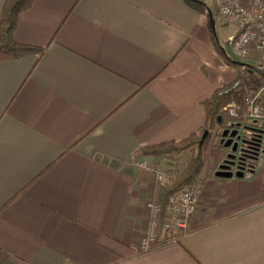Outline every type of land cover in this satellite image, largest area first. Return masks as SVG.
<instances>
[{
    "label": "crops",
    "instance_id": "0c3cea01",
    "mask_svg": "<svg viewBox=\"0 0 264 264\" xmlns=\"http://www.w3.org/2000/svg\"><path fill=\"white\" fill-rule=\"evenodd\" d=\"M14 38L44 51L0 62V264H264V162L218 172V131L186 234L139 247L162 185L138 157L180 169L191 151L134 149L195 132L202 100L237 79L205 15L184 0H32Z\"/></svg>",
    "mask_w": 264,
    "mask_h": 264
},
{
    "label": "built area",
    "instance_id": "2783aa9c",
    "mask_svg": "<svg viewBox=\"0 0 264 264\" xmlns=\"http://www.w3.org/2000/svg\"><path fill=\"white\" fill-rule=\"evenodd\" d=\"M211 3L216 12L231 23L233 33L227 36V44L234 57L240 61L251 59L254 68L264 73V0H206ZM264 84H260L257 91L247 95L237 102L231 101L227 105L230 116L241 123L249 122L253 126L247 132L250 135L261 136V141L253 144L248 155H252L250 162L227 164L226 172L245 177H251L264 162ZM241 111V112H239ZM238 114V116H239ZM245 122H244V121ZM232 123V122H231ZM230 123V124H231ZM261 128V132L259 130ZM249 137V136H248ZM251 152V154L249 153ZM137 165L149 168L157 185L165 184L171 175L157 163L148 162L138 157ZM199 184L195 179L188 186H184L168 194L162 205L158 198L147 201L149 218L147 228L140 240L141 251H149L158 246L179 241L187 232L189 220L194 213L198 201Z\"/></svg>",
    "mask_w": 264,
    "mask_h": 264
},
{
    "label": "trees",
    "instance_id": "16d2710c",
    "mask_svg": "<svg viewBox=\"0 0 264 264\" xmlns=\"http://www.w3.org/2000/svg\"><path fill=\"white\" fill-rule=\"evenodd\" d=\"M190 7L197 10L200 14H208L209 6L202 0H184ZM32 0H5L0 12V62L13 60L30 54H37L40 57L44 51L43 47L27 43H21L15 40L14 31L17 25L18 15L28 9ZM226 59L234 63L238 70L254 75L259 84H264V73L253 66H248L239 61H232L226 55ZM244 86L238 77L234 82L225 84L215 89L208 97L202 100L205 111L203 124L195 131L179 139H170L158 143L145 144L137 146L134 149L135 155L142 156H159V155H177L183 150H190L191 156L186 164H182L178 171H175L169 177L165 184L160 186L158 198L163 205L168 194L184 186L191 184L202 167L203 151L209 142V134L199 145V140L204 130L209 132L217 127L222 126L227 119L233 118L228 115L227 104L233 100L241 101L244 98ZM261 103L264 105V99ZM241 112V111H239ZM230 117V118H229ZM237 115L235 118H240ZM162 246V245H161ZM160 247V246H158Z\"/></svg>",
    "mask_w": 264,
    "mask_h": 264
},
{
    "label": "rangeland",
    "instance_id": "374dc122",
    "mask_svg": "<svg viewBox=\"0 0 264 264\" xmlns=\"http://www.w3.org/2000/svg\"><path fill=\"white\" fill-rule=\"evenodd\" d=\"M202 1H204L209 6L210 11L212 12V16L214 19V28L213 29L211 28L212 33L214 34V36L216 35V37L220 38L219 39L220 44L223 46L227 56L230 57L232 61H239L248 66H252L249 63L251 62L252 57L251 59L249 58L247 60L240 61L239 59L234 57L233 53L231 52L227 44L226 39H225V42H224V39H222V38H225L226 35H230L233 33L234 29H232L231 23L228 22L226 18L219 15L211 3H208L206 0H202ZM205 17L207 18V20H209L208 14H206ZM232 64L237 68V66L234 63ZM241 66H242L241 69L238 70L237 68V79L238 77H240L243 83L244 90H245L244 92L245 93L244 97H245L247 95H252L253 93H255L260 84L258 83L254 75H251V73L244 71L243 65ZM233 118H231L230 120L232 123L225 122L222 126H217L211 130V131H218L217 135H219L220 145L225 146V141L228 139L231 140L230 144L228 146H225L228 149V153L226 154L222 163L219 165L217 169L218 171H225L223 169H225L227 164L236 165L237 163L243 164V162L244 163L250 162L252 159V155H248V151H250V149L252 148L255 142L257 141L259 142L262 139L260 135L256 136V133H254V135H250L247 132L248 130L253 128V126L249 124V122H245L243 120L245 123H241V120H239L238 122L237 120H233ZM224 131H227L226 134H223ZM249 153L251 154V152ZM165 164H166V161H165ZM221 165L223 167H221ZM165 168H171V170H165ZM164 170L171 174L179 170V165L176 162H174L173 166H170V167L166 166L164 167Z\"/></svg>",
    "mask_w": 264,
    "mask_h": 264
},
{
    "label": "water",
    "instance_id": "95a60500",
    "mask_svg": "<svg viewBox=\"0 0 264 264\" xmlns=\"http://www.w3.org/2000/svg\"><path fill=\"white\" fill-rule=\"evenodd\" d=\"M208 17H209V23H210V26H211V28L213 29L214 28V19H213V16H212V12L210 11V10H208ZM226 132L227 131H224L223 132V134H226ZM208 133H209V131L208 130H204L203 131V133H202V135H201V138H200V140H199V145H201L202 143H203V141H204V139L206 138V136L208 135ZM230 142H231V140H226L225 141V146H228L229 144H230ZM221 167H223L222 165H221ZM218 172H220V173H222V174H224V175H227V176H230L231 175V173L230 172H226V171H218ZM237 175H241V173H238Z\"/></svg>",
    "mask_w": 264,
    "mask_h": 264
},
{
    "label": "flooded vegetation",
    "instance_id": "af4514ba",
    "mask_svg": "<svg viewBox=\"0 0 264 264\" xmlns=\"http://www.w3.org/2000/svg\"><path fill=\"white\" fill-rule=\"evenodd\" d=\"M246 146V145H245Z\"/></svg>",
    "mask_w": 264,
    "mask_h": 264
}]
</instances>
